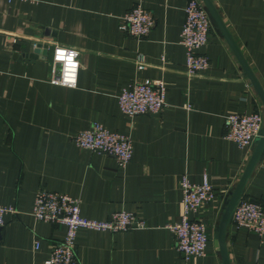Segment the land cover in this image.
I'll use <instances>...</instances> for the list:
<instances>
[{
    "label": "crops",
    "instance_id": "1",
    "mask_svg": "<svg viewBox=\"0 0 264 264\" xmlns=\"http://www.w3.org/2000/svg\"><path fill=\"white\" fill-rule=\"evenodd\" d=\"M187 1L0 0V205L15 209L0 228V264H43L62 239L63 225L31 215L39 189L78 198L81 215L89 219L124 210L145 221L141 229L80 230L74 250L80 264H223L217 226L255 146L240 148L224 139V118L263 113V106L212 20L198 50L207 68L186 72L179 40ZM210 1L264 90V0ZM137 4L154 18L141 39L119 29L121 16ZM55 45L79 50L75 87L49 82ZM36 48V57L29 56ZM138 53L146 56L141 70ZM144 79L165 83L164 107L157 114H122L120 89ZM95 121L129 136L132 156L125 167L113 155L73 142ZM183 173L192 183L205 175L215 193L194 214L206 223L208 241L204 254L189 260L167 227L182 214ZM242 196L264 202V146ZM225 242L230 264H264V235L235 229L229 220Z\"/></svg>",
    "mask_w": 264,
    "mask_h": 264
},
{
    "label": "built area",
    "instance_id": "2",
    "mask_svg": "<svg viewBox=\"0 0 264 264\" xmlns=\"http://www.w3.org/2000/svg\"><path fill=\"white\" fill-rule=\"evenodd\" d=\"M13 1V0H8ZM36 1V0H28ZM184 21L180 31V44L185 50V69L191 75L208 66V59L198 50L206 44L211 29V17L202 0H188L184 6ZM154 24L152 14L137 4L121 16L119 29L136 39L145 37ZM16 37L12 38V43ZM33 47H37L35 41ZM79 50L70 46L55 45L51 54V77L55 85L75 87L77 84ZM146 56L138 53L136 68L145 66ZM56 65H59L57 74ZM118 107L122 114L133 117L141 114H155L165 105V83L161 79L131 81L117 94ZM190 109V104L185 105ZM263 126V113H229L224 118V139L238 147H250L259 136ZM73 142L81 148L113 155L120 167H125L132 156V143L128 135L111 132L99 122H92L89 128L73 136ZM182 214L178 222L168 225L174 235L175 248L186 260L202 256L208 241L206 223L194 214L214 198V190L203 175L200 183L189 181L186 173L179 177ZM12 206L0 205V228L4 216L14 213ZM31 215L37 221L57 223L64 226V235L51 246L43 264H80L75 256V241L80 230L126 231L144 228L145 221L128 211H116L105 219H89L81 215L80 200L65 193L39 189L34 196ZM230 223L235 229H244L259 237L264 235V202H255L241 196L234 207ZM39 246L34 241L33 248Z\"/></svg>",
    "mask_w": 264,
    "mask_h": 264
},
{
    "label": "water",
    "instance_id": "3",
    "mask_svg": "<svg viewBox=\"0 0 264 264\" xmlns=\"http://www.w3.org/2000/svg\"><path fill=\"white\" fill-rule=\"evenodd\" d=\"M206 9L208 10L211 20L216 23L218 25V27L221 29L225 39L228 41V43L230 44V46L232 47L234 53L236 54L240 64L243 67V71H244V75H246L251 83V85L253 86V88L255 89L257 95L259 96V98L261 99L262 102V106H263V126L262 129L259 133V136L254 140V150L236 184V186L234 187V189L229 192V195H227L226 197V201H225V206L222 212V215L220 217L218 226H217V230H216V234H215V244L218 245L219 250H220V254L222 257V261L223 264H230L229 261V257H228V253H227V247H226V242H225V233H226V229L230 220V216L231 213L234 209V207L236 206L237 202L239 201V199L242 196V191L243 188L258 160V158L261 155V151L262 148L264 146V90L262 88V86L260 85V83L258 82V80L256 79V77L254 76V74L252 73V71L250 70L249 66L247 65L245 59L242 57V54L240 53V51L238 50L236 44L234 43V41L232 40L230 34L228 33L225 25L223 24L221 17L219 16L218 12L216 11L214 5L212 4V2L210 0H202ZM39 47V45H38ZM40 52L39 48L34 49V51L32 53H30L29 56L31 57H36V54ZM56 69H57V74L59 71V65H56ZM157 114V113H155Z\"/></svg>",
    "mask_w": 264,
    "mask_h": 264
}]
</instances>
